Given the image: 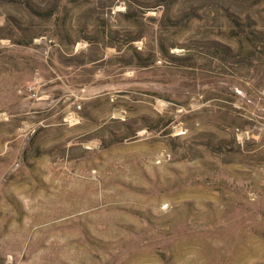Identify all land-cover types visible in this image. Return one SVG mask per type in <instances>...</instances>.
<instances>
[{"label": "rangeland", "instance_id": "1", "mask_svg": "<svg viewBox=\"0 0 264 264\" xmlns=\"http://www.w3.org/2000/svg\"><path fill=\"white\" fill-rule=\"evenodd\" d=\"M0 264H264V0H0Z\"/></svg>", "mask_w": 264, "mask_h": 264}]
</instances>
